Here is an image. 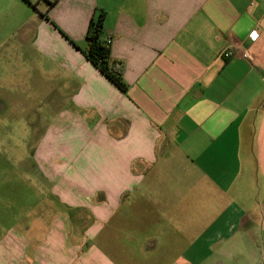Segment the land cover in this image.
<instances>
[{
    "label": "crops",
    "instance_id": "crops-1",
    "mask_svg": "<svg viewBox=\"0 0 264 264\" xmlns=\"http://www.w3.org/2000/svg\"><path fill=\"white\" fill-rule=\"evenodd\" d=\"M100 10L126 92L84 53ZM39 76L55 79L42 93L74 80L68 105L87 111L75 120L71 163L87 162L77 173L90 194L76 196L90 226L56 216L37 245L10 231L0 264H224L239 251L259 264L264 0H0V143L10 135L13 148L6 99ZM47 141L35 157L52 150Z\"/></svg>",
    "mask_w": 264,
    "mask_h": 264
},
{
    "label": "rangeland",
    "instance_id": "rangeland-1",
    "mask_svg": "<svg viewBox=\"0 0 264 264\" xmlns=\"http://www.w3.org/2000/svg\"><path fill=\"white\" fill-rule=\"evenodd\" d=\"M63 81L67 87L59 93L52 94L53 90L42 93L39 90L42 84L51 87L55 79L35 77L22 84L13 95L9 94L10 100L6 99L9 106L2 117L13 122L14 140L13 148L8 143L10 135L0 143V240L12 231L11 235L19 234L26 242L37 245L43 231L49 229L50 221L56 216L57 224L67 221L84 233H87V226L89 229L90 208L76 196L77 193L90 194V190L81 189L90 187V182L77 173V170L87 169V162L85 158L79 161L75 158L73 163L78 164L77 167L71 163L75 150L72 136L81 131L75 120L77 116L84 117L87 111H76L68 105L72 96L69 89H75L72 87L74 80L63 77ZM55 96L61 98L59 102ZM1 128L6 136L9 126L1 125ZM22 135H29L30 140L26 141L25 137V142L21 141ZM45 135L48 136V149L52 150L45 157H35V147ZM55 135L58 136L57 141L63 140L61 151L54 150ZM39 171L47 173L44 183L39 182L35 175ZM256 209L259 211L255 222V242L261 252L259 264H264V213L260 211L262 207ZM81 217H85L84 221ZM224 261V264H247L249 258L246 252L239 251Z\"/></svg>",
    "mask_w": 264,
    "mask_h": 264
},
{
    "label": "trees",
    "instance_id": "trees-1",
    "mask_svg": "<svg viewBox=\"0 0 264 264\" xmlns=\"http://www.w3.org/2000/svg\"><path fill=\"white\" fill-rule=\"evenodd\" d=\"M106 13L100 10L89 25L86 40L87 48L84 51L94 66L114 83L121 91L128 90L123 78V64L111 57V42L104 39V22Z\"/></svg>",
    "mask_w": 264,
    "mask_h": 264
},
{
    "label": "built area",
    "instance_id": "built-area-1",
    "mask_svg": "<svg viewBox=\"0 0 264 264\" xmlns=\"http://www.w3.org/2000/svg\"><path fill=\"white\" fill-rule=\"evenodd\" d=\"M257 36H258V34H252L251 35V39L252 40H255L257 38ZM109 42H111V41L109 40ZM229 55H231V53ZM242 57L245 58V59H250L251 58V55H250L249 52H243L242 53Z\"/></svg>",
    "mask_w": 264,
    "mask_h": 264
}]
</instances>
